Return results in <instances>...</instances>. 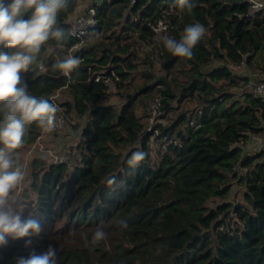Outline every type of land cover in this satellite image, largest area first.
<instances>
[{
    "label": "trees",
    "instance_id": "16d2710c",
    "mask_svg": "<svg viewBox=\"0 0 264 264\" xmlns=\"http://www.w3.org/2000/svg\"><path fill=\"white\" fill-rule=\"evenodd\" d=\"M194 3L188 13L175 0H69L58 18L65 39L46 42L21 81L31 95L57 99L71 126L80 122L65 148L72 164L32 156L25 172L20 151L41 135L27 126L16 195L42 231L9 238L0 264L49 244L57 264H264V150L245 148L264 133V100L246 88L264 77V10L250 14L248 0ZM88 6L98 23L80 41L69 19ZM161 21L176 39L189 24L204 26L191 59L155 41ZM70 55L81 61L71 80L53 68ZM155 87L160 113L148 129L149 112L136 104ZM138 151L144 159L131 167ZM98 228L105 238L92 244Z\"/></svg>",
    "mask_w": 264,
    "mask_h": 264
},
{
    "label": "clouds",
    "instance_id": "9594fccd",
    "mask_svg": "<svg viewBox=\"0 0 264 264\" xmlns=\"http://www.w3.org/2000/svg\"><path fill=\"white\" fill-rule=\"evenodd\" d=\"M175 3L188 13L196 6L194 0H175ZM68 4L69 0H0V246H6L9 238L20 239L42 231L38 220L23 217L24 209L16 192L26 177L16 159V150L22 145L27 126L35 124L42 133H52L60 123L61 109L48 99L31 95L28 86L22 84L21 73L31 70L46 42L65 39L58 18ZM29 11L30 17L24 19ZM205 31L199 23L189 24L179 39L162 36L161 40L173 55L191 59ZM80 63L79 58L70 55L58 60L53 68L71 80ZM144 156L143 152H135L129 165L136 167ZM122 226L126 224L122 222ZM105 235L98 228L91 243L98 244ZM57 253V248L49 244L40 253L18 258L16 264H57Z\"/></svg>",
    "mask_w": 264,
    "mask_h": 264
},
{
    "label": "built area",
    "instance_id": "2783aa9c",
    "mask_svg": "<svg viewBox=\"0 0 264 264\" xmlns=\"http://www.w3.org/2000/svg\"><path fill=\"white\" fill-rule=\"evenodd\" d=\"M250 1L251 7H250V14H255L257 12L264 10V0H248ZM132 3H135L136 0H131ZM96 10L94 6H88L85 7V9H79L78 13L73 15L69 19V25H70V35L73 38H76L80 41L84 39L85 36H87L89 33L93 31V29L97 26L98 20L95 17ZM89 21H92L93 23H89ZM153 30L155 31V41L158 44H161L162 36H166L168 31V26L163 21L157 22L156 24L152 25ZM40 68H42V65H39ZM237 68L240 69V72L248 76L246 71L243 68V65L238 66ZM105 83L109 88L115 87V82L111 79L106 78ZM246 88L249 92L252 94L262 98L264 100V77H254L251 76L248 83L246 84ZM56 105H58V101H54ZM160 103L159 99L156 97L154 102L151 103V109L148 110L150 115V125L148 129H151L153 123L156 121L159 113H160ZM58 118L60 120V123L57 125L56 129L50 133L51 135H55L56 138H60L66 134V131L71 127V122L68 118H66L61 111L58 113ZM48 134V133H47ZM45 133L41 132V135L38 137V139L27 149L26 155L27 159L31 158L32 155L38 156V157H45L50 161H53L55 163H66L69 166H71V158L70 154L67 150H63L62 152H56L51 148H48L43 143V138ZM247 152H258L261 150H264V133H252L250 134L249 138L246 141L245 146ZM35 149L41 151L43 153L42 156H39L35 153Z\"/></svg>",
    "mask_w": 264,
    "mask_h": 264
},
{
    "label": "rangeland",
    "instance_id": "374dc122",
    "mask_svg": "<svg viewBox=\"0 0 264 264\" xmlns=\"http://www.w3.org/2000/svg\"><path fill=\"white\" fill-rule=\"evenodd\" d=\"M142 68L143 67H140V69H142ZM141 74H142V71H139L136 75V78L140 79L142 82L143 80H142ZM161 74H162V72L156 71L157 77L160 76ZM157 93H158V88L155 87L154 89L149 90L148 92H146L145 94H143L139 97L138 102L136 104V110L139 114L143 113L145 110L148 111L151 109V103L154 102ZM58 98L61 99L62 95L60 94V96ZM79 124H80V122H76L75 125H72L66 131V134L64 136H62L58 139L56 138L55 135H53V134L51 135L50 133H48L47 135L44 136L43 143L45 144V146L53 149L56 152H62L63 150H66L65 148H68L70 146V144L75 143L76 140L78 139L79 131H80ZM26 150L27 149H22L20 151V156L23 160V166L25 168V172L27 170V166H28L27 164L30 161V158L27 159ZM35 153L38 154L39 156L43 155V153L41 151H39V153H38L37 149H35ZM32 156H34V154Z\"/></svg>",
    "mask_w": 264,
    "mask_h": 264
}]
</instances>
